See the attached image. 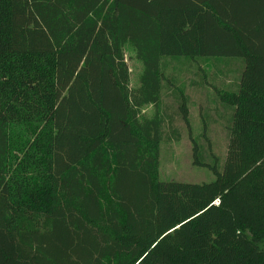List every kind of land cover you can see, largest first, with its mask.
I'll list each match as a JSON object with an SVG mask.
<instances>
[{
  "label": "trees",
  "instance_id": "1",
  "mask_svg": "<svg viewBox=\"0 0 264 264\" xmlns=\"http://www.w3.org/2000/svg\"><path fill=\"white\" fill-rule=\"evenodd\" d=\"M182 62L223 79L209 182L159 175ZM0 264H264V0H0Z\"/></svg>",
  "mask_w": 264,
  "mask_h": 264
},
{
  "label": "rangeland",
  "instance_id": "2",
  "mask_svg": "<svg viewBox=\"0 0 264 264\" xmlns=\"http://www.w3.org/2000/svg\"><path fill=\"white\" fill-rule=\"evenodd\" d=\"M171 66L175 68L173 75L176 77V83L185 86V94L190 100V104L188 105L190 132L179 117L174 118V126L181 131V141L178 144L173 143L164 146L159 175L162 179L184 183L209 182L213 180L212 174L205 169L196 168L192 165V145L190 139L198 135L200 130L199 123L202 121H200V119L204 116L208 121L207 136L209 137L212 150L219 154L225 152L228 133L225 116L220 112L219 114L223 117L217 116L213 111V105L208 101L209 98H213V86L219 85L220 81L223 79L218 75L215 68L210 63L196 64V67H198L200 71L197 70L196 67L192 68L184 62H182V65L173 63ZM127 67L130 72V84L133 86L139 67L130 60H127ZM201 70H205L206 72L205 80L202 79V81L201 78L203 74ZM226 82L228 83L229 81ZM192 83L197 85L202 84V87L192 86ZM166 101L169 106L176 109L171 99H167ZM207 108H209L210 111L208 110L205 113Z\"/></svg>",
  "mask_w": 264,
  "mask_h": 264
}]
</instances>
